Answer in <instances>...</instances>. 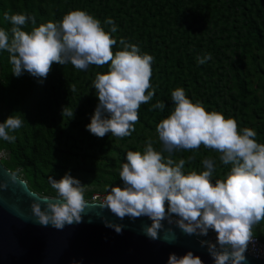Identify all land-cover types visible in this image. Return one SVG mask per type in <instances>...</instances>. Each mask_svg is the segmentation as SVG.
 Instances as JSON below:
<instances>
[{
    "label": "clouds",
    "instance_id": "obj_1",
    "mask_svg": "<svg viewBox=\"0 0 264 264\" xmlns=\"http://www.w3.org/2000/svg\"><path fill=\"white\" fill-rule=\"evenodd\" d=\"M10 31L0 28V50L9 54L12 74L19 77L25 71L46 79L52 65L71 63L77 70L90 65H109L105 74L97 73L93 86L98 104L87 130L103 138L130 136L139 121L138 109L155 95L150 83L154 57L141 53L138 44L120 38V50L113 52L117 40L114 20L101 21L85 10H70L62 20H52L36 26L31 14L5 12ZM31 23V31L26 26ZM210 54L197 56L205 64ZM75 91V86H72ZM174 108L170 115L156 125L163 147L157 151L151 140L140 151H127L119 177L123 187L110 186L98 205L119 219L147 216L152 223L143 225L149 238L160 239L163 221L175 223L187 235L207 236L212 230L215 241L201 240L212 257V264H246V251L253 237V227L264 220V143L256 140L257 132L238 128L237 121L225 118L222 112L207 111L199 100L193 102L182 87L171 92ZM165 103L158 100L150 111H163ZM63 117L73 118L74 110L63 106ZM24 120L13 113L0 122V139L15 143L13 134L23 127ZM205 148L218 152L230 170L223 179L212 177L215 161L202 160L203 170L185 173L184 159L178 162L172 154L180 150ZM163 153H167L165 156ZM55 190L53 199H38L31 204L34 221L43 226L62 230L65 225L82 222L87 202L81 181L66 172L60 179L49 177ZM173 216L176 217L173 220ZM117 233L123 226L105 220ZM167 242L176 239L171 228L166 230ZM70 264H79L72 261ZM167 264H204L191 250L183 255L170 253Z\"/></svg>",
    "mask_w": 264,
    "mask_h": 264
},
{
    "label": "trees",
    "instance_id": "obj_2",
    "mask_svg": "<svg viewBox=\"0 0 264 264\" xmlns=\"http://www.w3.org/2000/svg\"><path fill=\"white\" fill-rule=\"evenodd\" d=\"M75 9L92 12L106 31L109 26L104 21L109 17L114 20L117 27V32L112 34L117 40L114 53L120 50L119 40L124 38L138 44L141 53L154 57L150 83L155 95L138 109L135 130L154 133L158 151L163 145L156 125L173 110L171 92L177 87H182L193 102L201 101L207 111L216 110L225 118L235 119L239 129H254L257 142L264 143V0H0V28L11 29L10 22L4 20L5 12L31 14L38 27L49 19L58 22ZM32 27L29 22L25 30L31 31ZM206 54H210V59L198 64L197 56ZM0 56L4 60L0 102L8 107L9 115L13 113L24 120L23 127L17 131L15 147L19 159L29 163L27 176L31 190L46 192L48 186L39 174L41 166L53 169L52 158L80 147L81 143L87 150L98 148L101 156L95 152L90 155L93 164L98 159L114 165L120 164L117 159L126 161L127 151L116 146L117 156H111V142L98 140L86 127L97 104L93 103L92 85L83 95L87 84L84 76L92 81L97 73L108 71V64L77 70L71 63L61 67L54 63L47 78L41 81L26 71L19 77L13 75L8 52L0 50ZM158 100L165 103L164 110L150 111ZM63 106L74 110L73 118L62 116ZM69 127L76 128L77 133L64 130ZM128 137L119 138L120 145L127 146ZM10 144L7 142L5 146ZM212 151L201 145L196 150L176 151L172 159L186 161V174L191 170L200 172L202 160ZM219 155L213 182L223 179L230 170V165L222 164ZM1 162L13 172L6 161ZM58 169L81 170L77 165ZM106 184L109 188L117 184L123 187L118 172H111ZM52 193L55 197V190ZM253 234L264 239V232L253 228Z\"/></svg>",
    "mask_w": 264,
    "mask_h": 264
},
{
    "label": "water",
    "instance_id": "obj_3",
    "mask_svg": "<svg viewBox=\"0 0 264 264\" xmlns=\"http://www.w3.org/2000/svg\"><path fill=\"white\" fill-rule=\"evenodd\" d=\"M43 198L55 197L31 190L0 160V264H167L170 253L179 256L189 250L204 264H212L207 246L200 243L210 240L208 236L187 235L176 224L163 221L160 239L153 240L143 232L142 226L152 223L147 216L121 220L96 201L86 200L78 224L62 230L40 225L31 215V204ZM105 220L122 225V232L106 226ZM169 228L176 237L172 242L163 239ZM245 255L246 264H264V259Z\"/></svg>",
    "mask_w": 264,
    "mask_h": 264
},
{
    "label": "rangeland",
    "instance_id": "obj_4",
    "mask_svg": "<svg viewBox=\"0 0 264 264\" xmlns=\"http://www.w3.org/2000/svg\"><path fill=\"white\" fill-rule=\"evenodd\" d=\"M3 64H4V60L0 56V72L2 71ZM61 66L62 65H60V67ZM63 66H67V64ZM87 77L88 76H84V80H86L85 82L87 84H86V89L83 95H85L88 92L89 84L92 85L93 103L98 104V97L96 95V90L92 83L93 80L92 81L88 80ZM7 108L8 107L5 104L0 102V122H3L4 119H6L7 116L9 115L8 114L9 111L7 110ZM64 130L71 134L77 133L76 128L69 127V128H64ZM17 131L13 133L16 136V141L15 143H11L10 147L5 146L7 141L0 139V160L6 161L7 165H9L12 168L13 172L16 175L24 179L28 185H31V181L28 180V176H27L29 172V163L26 160L19 159V153H18L17 148L15 147V144L18 141ZM154 136L155 134L149 133L147 129L141 130L140 128H138L133 133H131V135L126 140L125 144L127 146L120 145L119 138L114 137L111 133L106 134L103 138L97 137V139L110 141L111 144L113 145L112 146L113 149L111 150L110 155L115 157L117 156V150H114L116 146H120V148L124 149L125 151H140L142 153L144 150V146L146 145V142L149 140L153 142L154 149L158 151V149L154 146L155 141H156ZM149 138H152V139H149ZM67 151L68 152L64 154L56 155L55 158H52L50 160V163H52L53 169L50 166H41V172L39 173L41 174L40 178L43 184L48 186L47 187L48 189L46 192L37 190L38 191V192L36 191L37 193L41 195H45V196H53V193H52L53 189L50 187L51 185L49 183V177L52 176L55 179H60L66 172H70L72 176L78 178L83 184L84 197H86V195L91 192L94 193L97 191H102L101 189L108 190L109 186L106 183H107V180L110 179L111 172H118V173L120 172L122 162L119 159H117V162L118 161L120 162L119 165L118 163L114 165L110 161L105 160V159H98L96 163L94 164L91 163V160H92V157L90 156L91 152H95L97 155H99L100 152L98 148H93L92 151L87 150L82 146V143H81L80 147H75L70 150L68 149ZM165 155L167 156L168 154L166 153ZM217 156H218V152L213 150L212 153L210 152L206 156V158L213 159L215 162H217V158H218ZM75 165L81 168V170H76V171L67 170L66 171V170L58 169L62 166L74 167ZM253 228L260 232H264V220H262L259 224L255 225Z\"/></svg>",
    "mask_w": 264,
    "mask_h": 264
},
{
    "label": "built area",
    "instance_id": "obj_5",
    "mask_svg": "<svg viewBox=\"0 0 264 264\" xmlns=\"http://www.w3.org/2000/svg\"><path fill=\"white\" fill-rule=\"evenodd\" d=\"M106 194H107V191L94 192L90 195V198L88 199V201L101 202L103 201ZM175 219L176 217L173 216V220ZM172 224H175V223H172ZM207 236L209 237L211 241L216 239V233L212 230L209 231ZM246 253L250 254L253 257L264 259V239H261L260 236L253 234L252 240L248 244Z\"/></svg>",
    "mask_w": 264,
    "mask_h": 264
}]
</instances>
